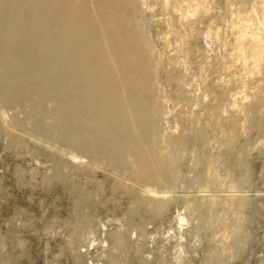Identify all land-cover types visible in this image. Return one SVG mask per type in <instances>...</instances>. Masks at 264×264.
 Here are the masks:
<instances>
[{
    "label": "rangeland",
    "instance_id": "1",
    "mask_svg": "<svg viewBox=\"0 0 264 264\" xmlns=\"http://www.w3.org/2000/svg\"><path fill=\"white\" fill-rule=\"evenodd\" d=\"M121 1L147 57L124 109L144 119L72 146L53 101L5 109L0 264H264V0Z\"/></svg>",
    "mask_w": 264,
    "mask_h": 264
},
{
    "label": "bare ground",
    "instance_id": "2",
    "mask_svg": "<svg viewBox=\"0 0 264 264\" xmlns=\"http://www.w3.org/2000/svg\"><path fill=\"white\" fill-rule=\"evenodd\" d=\"M123 3L0 0V116L11 104L39 109L44 101H53V125L64 134L76 135L70 141L72 146L81 145V134H96L115 112L122 118L113 124L123 125L127 131L131 130L126 123L130 117L133 123L142 121V112L135 110L128 115L124 109L126 102L142 98L145 88L140 73L147 57L140 39L134 37L131 51V41L122 34L129 26L138 30L136 24L126 21ZM73 90L83 99L92 98L96 108L80 109L83 105ZM10 122L20 124L18 119ZM95 141L97 146L110 145L102 138ZM86 152L82 149L81 156ZM146 188L152 196L148 203L154 207L164 190L155 177L149 178Z\"/></svg>",
    "mask_w": 264,
    "mask_h": 264
}]
</instances>
